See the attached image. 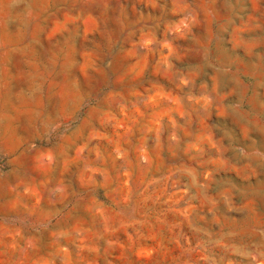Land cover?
<instances>
[{"label": "rangeland", "instance_id": "rangeland-1", "mask_svg": "<svg viewBox=\"0 0 264 264\" xmlns=\"http://www.w3.org/2000/svg\"><path fill=\"white\" fill-rule=\"evenodd\" d=\"M0 264H264V0H0Z\"/></svg>", "mask_w": 264, "mask_h": 264}]
</instances>
